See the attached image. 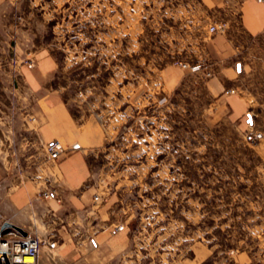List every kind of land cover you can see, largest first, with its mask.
Segmentation results:
<instances>
[{
	"label": "rangeland",
	"instance_id": "374dc122",
	"mask_svg": "<svg viewBox=\"0 0 264 264\" xmlns=\"http://www.w3.org/2000/svg\"><path fill=\"white\" fill-rule=\"evenodd\" d=\"M1 11L13 73L49 54V87L105 131L88 157V184L107 225L127 230L128 247L111 264H264V139L244 137L264 131V69L250 74L257 96L241 120L213 110L205 52L208 26L220 23L213 8L7 0Z\"/></svg>",
	"mask_w": 264,
	"mask_h": 264
},
{
	"label": "crops",
	"instance_id": "0c3cea01",
	"mask_svg": "<svg viewBox=\"0 0 264 264\" xmlns=\"http://www.w3.org/2000/svg\"><path fill=\"white\" fill-rule=\"evenodd\" d=\"M5 3L0 0V214L51 242L41 249L39 264H111L128 247L127 230L107 225V207L94 205L88 184V157L105 144V131L96 118L73 113L63 92L49 87L56 66L49 54L38 52L34 67L23 65L13 73ZM201 4L227 24L205 44L214 69L207 81L213 110L241 120L257 96L249 90L250 74L264 69V0ZM16 51L22 49L16 45ZM52 139L62 153L49 164L45 145ZM44 191L52 195L44 197Z\"/></svg>",
	"mask_w": 264,
	"mask_h": 264
},
{
	"label": "built area",
	"instance_id": "2783aa9c",
	"mask_svg": "<svg viewBox=\"0 0 264 264\" xmlns=\"http://www.w3.org/2000/svg\"><path fill=\"white\" fill-rule=\"evenodd\" d=\"M227 28L226 22H220L216 24H210L208 26V32L216 34L223 32ZM26 64L30 67L34 66V61L30 58L26 59ZM192 69H200V66H194ZM205 75H210L206 72ZM226 93H233V89H228ZM249 122L252 123L251 114L246 116ZM245 139L250 144H257L264 139V131L254 129L245 134ZM62 153V146L57 139L48 141L45 145L46 161L50 163H56ZM44 197H50L51 192L44 191L42 194ZM4 218L0 214V264H38V256L44 245L49 241L37 234L36 231H25V235H22L15 229L10 227L2 228ZM117 226L116 229H119ZM29 257L30 259H26Z\"/></svg>",
	"mask_w": 264,
	"mask_h": 264
},
{
	"label": "water",
	"instance_id": "95a60500",
	"mask_svg": "<svg viewBox=\"0 0 264 264\" xmlns=\"http://www.w3.org/2000/svg\"><path fill=\"white\" fill-rule=\"evenodd\" d=\"M4 227H10V228H13L15 229L16 231H18L19 233H21L22 235H25V231L22 230L21 228L17 227V226H14L13 224L9 223V222H4L3 225H2V228Z\"/></svg>",
	"mask_w": 264,
	"mask_h": 264
},
{
	"label": "bare ground",
	"instance_id": "6f19581e",
	"mask_svg": "<svg viewBox=\"0 0 264 264\" xmlns=\"http://www.w3.org/2000/svg\"><path fill=\"white\" fill-rule=\"evenodd\" d=\"M26 259H30L29 257H26Z\"/></svg>",
	"mask_w": 264,
	"mask_h": 264
}]
</instances>
